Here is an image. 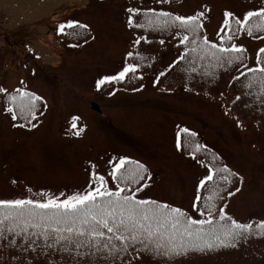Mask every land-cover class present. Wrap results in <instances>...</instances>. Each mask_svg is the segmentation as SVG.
<instances>
[{"label":"rangeland","instance_id":"374dc122","mask_svg":"<svg viewBox=\"0 0 264 264\" xmlns=\"http://www.w3.org/2000/svg\"><path fill=\"white\" fill-rule=\"evenodd\" d=\"M170 3L177 5L174 12L181 16L203 13L201 29L213 42L218 40L220 27L225 30L222 12H231V20L236 21L248 11L264 7V0ZM160 4L148 8L168 11L157 8ZM129 8L142 9L145 4L137 0H0V88L7 89L0 92V102L12 107L8 94L17 89L42 98L36 101L42 106L34 111L35 118L14 112L13 119V113L0 112V199L39 200L41 193L45 199L48 194L64 199L86 191L91 187L87 176L105 166L104 157L112 159L118 154L138 157L148 169L144 180L148 186L140 184L137 199L180 207L200 218L192 205L199 182L209 169L181 152L180 129L190 128L201 142L214 149L212 155H222L230 165L222 163L218 169L239 172V191H233L222 206L226 214L238 222L264 220V129L242 116L239 124L226 103L220 105L217 98L206 100L182 87L171 89L176 81L173 74L171 79L167 77L168 89H156L153 77H159L176 59L178 42L159 47L144 40L137 46V35L128 23L132 16ZM69 21L86 27H65V36L57 37L59 26ZM239 39L237 32L233 44L238 46L243 37ZM251 41L255 42L247 37L242 42L252 50L264 47V37ZM183 45L187 48L190 43ZM129 52L133 53L131 57ZM248 60L249 56L246 60L241 56L237 62ZM126 61L149 65L143 67L146 73L139 75L138 70L137 86L124 88L116 85V80L97 86L104 77L117 76ZM255 64L252 55L246 67ZM228 77L221 78L224 87ZM91 101L99 103V112L91 108ZM73 117H79L76 128L72 127ZM80 129L83 131L76 135ZM187 146L192 148L191 144ZM216 181L215 177L210 184ZM230 181L228 177L226 182ZM222 189L211 190L219 193ZM214 203L217 206L219 200ZM0 256L4 257L3 253ZM155 258L154 252L147 254L137 243L127 253L111 257V261L156 264ZM205 260L211 264L210 258ZM182 264L196 262L188 258Z\"/></svg>","mask_w":264,"mask_h":264},{"label":"snow or ice","instance_id":"6c2138e0","mask_svg":"<svg viewBox=\"0 0 264 264\" xmlns=\"http://www.w3.org/2000/svg\"><path fill=\"white\" fill-rule=\"evenodd\" d=\"M139 11L135 8L128 9L129 13ZM203 15L197 13L187 17L173 16L169 12L148 9L144 12V22H135V27L174 25L192 33V39L185 34L180 42L185 45L188 43L195 45L190 51L193 53L199 51L201 60L212 58L216 61V65L221 67L224 63L232 64L241 60L240 55L233 54L245 52L243 46L232 44L229 48L210 42L207 36L201 38L199 29L202 28V24L199 20ZM232 16L231 12L225 13L224 25L229 29ZM253 18L257 19L253 20ZM235 22L240 26L238 31H246L249 36H252L254 31H264V7L257 11H248L242 19H236ZM128 23L130 26L134 23L131 16ZM76 26L86 27L78 25V22L69 21L66 25L61 24L59 30L63 32L65 27ZM225 38L233 39L231 35L221 36L222 41ZM144 39L146 38L141 36L135 43L139 44ZM261 54H264V48L259 49L258 53V63L264 65V55ZM132 55V52L128 53V56ZM136 67L131 63L126 64L117 76H106L98 81L97 86L123 79L127 74L135 73ZM191 70L195 72L197 69L193 67ZM248 71L261 74L259 83L261 91H264V66L249 68ZM248 86L251 87L252 83L250 82ZM6 91L7 89L0 88V92ZM41 99L40 96L22 89H17L15 94L9 96L10 102L19 107L21 113H27L33 118H35L36 101ZM7 111L13 113L15 119L13 108H8ZM78 119L79 117H73V128L77 127ZM82 131L83 129H80L75 134L80 135ZM183 131L189 130L185 128ZM200 147L197 145V150ZM217 171L228 173L230 169L224 167ZM145 173H148V169L144 164L127 157H119L118 162L113 165L110 176L114 180L126 182V187L133 183L137 184L134 190L126 191L124 187L119 186L113 190L107 186V180L103 175L94 174L95 187H89L83 192H75L64 199L51 194L45 199L43 193L40 194L39 200L0 199V235L7 231L15 236L23 235L25 239L30 236L42 237L46 244L48 241L52 242L47 244V247H52L54 244L65 252L71 251L73 247L77 250L88 247L95 249L96 252L106 251L114 258L121 253H127L129 247L139 243L145 250L151 249L157 256L171 258L174 255L186 254L190 250L203 251L219 246L234 247L235 242L252 229V223L238 222L227 215L224 208L216 207L214 200L219 194L214 190L212 195L205 198L203 207H199L196 203L192 205L193 210L204 218H194L180 207H172L151 199H137L134 193L142 190L140 184L145 180ZM214 175L210 168L209 174L199 182V186L203 188L206 181L213 180ZM220 178L228 181L227 175H221ZM147 179L150 180L151 176L148 175ZM200 199L199 195L195 197L196 201ZM256 227L264 230V220L256 224ZM114 241L120 242V246L118 247ZM11 242L15 243V241Z\"/></svg>","mask_w":264,"mask_h":264},{"label":"trees","instance_id":"16d2710c","mask_svg":"<svg viewBox=\"0 0 264 264\" xmlns=\"http://www.w3.org/2000/svg\"><path fill=\"white\" fill-rule=\"evenodd\" d=\"M192 47H195V45L190 43L187 51H184L183 59H179L178 62L172 65V67L169 69L170 74L176 76L177 83L183 85L182 83H184V81L189 80L188 76L191 72L190 69L192 66L197 69V74H205L207 78L211 72L218 80L222 75L223 77L227 76L228 70L224 72V69H226L225 65L222 67L217 66L216 61L212 58L201 60L199 58V51L196 53L190 51ZM243 63L244 62H239L237 65L240 66ZM261 66L264 65H260L258 63V67ZM260 79V73H252L247 71L245 72V75L231 84L230 89L235 88L233 92L232 90H229V87H224L223 81H221V83L218 84L215 89L210 88L205 83H193L192 86L198 91H201L204 95L207 94L210 96V98H218L222 100V95L225 94L224 102L232 105L236 112V107L239 106V110L241 112L247 110L254 116L255 119L261 121V119H263L262 116H264V91H261V86L259 83ZM250 82L252 83L251 87L248 86ZM12 94L15 93L8 94V100L9 96ZM237 97H239V99H237ZM11 108H13L15 113L21 114L19 107L12 105ZM204 155L205 156H202V159H204L206 164L214 169L215 162L211 161V157H209L207 154ZM215 173L216 179L219 180V182L216 181L214 184L209 186L207 183L205 184L200 193L201 199L197 203L199 207H203L205 198L213 194L211 189L228 188L227 182L224 180L221 181L222 179L220 177L221 175L228 176L229 174H221L217 171ZM134 185L135 183L128 186L133 187ZM224 192L225 190H219V195L216 198L219 200V203L216 206L217 208H219L222 202ZM11 241H15V243H12ZM51 243V241L47 242V244ZM235 243L236 246L234 247L221 246L220 251L217 250L216 247L212 248L211 250L205 249L203 251L190 250L185 255H176L177 258L182 257L176 263L182 264L187 258L191 259V261H199L196 258V253H202L207 256L206 258H210L211 264H264V235L260 234L244 242L237 241ZM47 244L42 237L38 238L35 236H30L25 239L23 235L15 236L13 233L5 231L3 235H0V253H3L4 255V257L0 256V264H3V261L4 264H88V255H83V253H87V250H84V248L77 250L73 247L71 251L65 252L60 249V246L54 244L51 249H47L49 248L47 247ZM42 252H44L43 255L45 256L41 255ZM8 254H12V257L4 260ZM48 254L49 256L46 258ZM200 258L202 257L200 256ZM203 261L208 262L207 260Z\"/></svg>","mask_w":264,"mask_h":264},{"label":"water","instance_id":"95a60500","mask_svg":"<svg viewBox=\"0 0 264 264\" xmlns=\"http://www.w3.org/2000/svg\"><path fill=\"white\" fill-rule=\"evenodd\" d=\"M93 106H95V105H93ZM95 107H97V106H95Z\"/></svg>","mask_w":264,"mask_h":264}]
</instances>
